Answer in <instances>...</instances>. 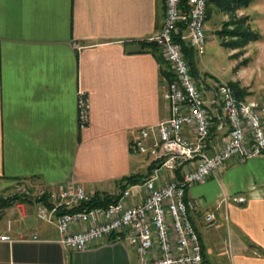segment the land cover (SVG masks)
Here are the masks:
<instances>
[{"label": "crops", "instance_id": "obj_1", "mask_svg": "<svg viewBox=\"0 0 264 264\" xmlns=\"http://www.w3.org/2000/svg\"><path fill=\"white\" fill-rule=\"evenodd\" d=\"M164 22L165 0H0V236L11 239L0 240V264H139L134 247L123 242L69 249L55 223L38 218L35 201L2 198L21 184L32 190L80 185L100 197L117 196L124 177L137 175L127 184L133 185L149 173L152 157L132 152L131 145L139 128L169 115L161 73L167 65L160 64L159 47L140 49L139 42ZM196 64L214 118L211 151L228 125L218 127L214 78ZM81 95L89 102L84 127ZM252 100L264 126V97ZM223 195L227 218L218 206ZM187 196L200 201L189 217L205 240L206 261L224 229L229 264H264V154L229 159ZM211 211L215 219L206 226Z\"/></svg>", "mask_w": 264, "mask_h": 264}, {"label": "built area", "instance_id": "obj_2", "mask_svg": "<svg viewBox=\"0 0 264 264\" xmlns=\"http://www.w3.org/2000/svg\"><path fill=\"white\" fill-rule=\"evenodd\" d=\"M166 22L148 41L165 54L174 78L162 83V97L167 102V118L139 128L131 151L152 157L154 167L133 185L121 189L112 202L104 206L66 211L89 202L95 195L80 185L57 188L39 186L32 190L24 184L2 199L18 197L35 201L37 216L55 223L59 242L80 250L102 241L123 242L134 247L139 264H203L198 233L189 211L200 201L187 196L188 189L216 176L233 157L245 160L264 154V126L259 103L242 102L224 81H214L212 103L222 111L219 128L228 125L218 142L208 144L214 118L205 102L203 90L191 74L183 45L197 56L205 51L206 29L201 23L203 0H165ZM89 119V102L85 95L78 100V120L84 127ZM223 120V121H222ZM169 172L165 177L160 171ZM137 193L133 194L132 189ZM242 200V198H238ZM23 209V202L18 203ZM227 218L228 197L223 195ZM211 224L213 211L204 216ZM2 241H11L8 235Z\"/></svg>", "mask_w": 264, "mask_h": 264}, {"label": "rangeland", "instance_id": "obj_3", "mask_svg": "<svg viewBox=\"0 0 264 264\" xmlns=\"http://www.w3.org/2000/svg\"><path fill=\"white\" fill-rule=\"evenodd\" d=\"M205 29L204 54L195 57L200 69L213 76L212 84L219 80L227 82L228 85L235 84L237 90H241L244 95L242 100L251 101L252 98L261 100L264 97V0H252L247 6L237 7L230 12L213 8L205 22ZM237 30L254 32L257 38L242 43L239 36H234ZM203 93L207 103L209 93L205 89ZM218 200L219 198L214 201L213 206ZM211 224L206 223V226ZM218 235L220 245L211 244L213 252L208 254L207 264H229L228 234L223 229ZM212 242L216 243L214 240ZM221 247L225 252L222 256L219 253Z\"/></svg>", "mask_w": 264, "mask_h": 264}, {"label": "trees", "instance_id": "obj_4", "mask_svg": "<svg viewBox=\"0 0 264 264\" xmlns=\"http://www.w3.org/2000/svg\"><path fill=\"white\" fill-rule=\"evenodd\" d=\"M252 0H206V21L209 19L211 12L213 8H216L217 10L223 11V12H230L233 9L240 7V6H247ZM166 8V6H165ZM238 31V32H237ZM237 34L234 36H239L240 40L242 43H245L246 40H255L257 38V34L248 30H237ZM229 33H232L234 31H228ZM140 49H142L145 46H155L156 48L158 47L155 43L149 42V41H141L139 42ZM158 49V48H157ZM184 53L186 56V60L188 62L191 74L193 77L197 80L199 73H198V67L196 64V54L194 50L191 47H187L183 45ZM160 64H166L167 67L162 68L161 73L164 82H169L174 78V73L171 70L170 66H168L167 62L160 56L159 57ZM229 85L233 88L236 96L239 99H243L244 95L241 92V90H237L235 87V84L229 83ZM155 164L150 166V171L154 168ZM123 181H126V185L128 183H134L137 181V175H132L128 177H124ZM126 185H121V189H123ZM117 196L113 195H104L103 197H100L99 195H95L89 202L83 203L77 207L71 208V209H66V211L72 212V211H77L79 209H82L84 207H93V206H104L107 205L108 203L112 202L114 199H116ZM195 230L198 233L199 241L201 244V252H202V258H203V264L206 262V253H205V246L201 240V237L199 235V232L197 228L194 226Z\"/></svg>", "mask_w": 264, "mask_h": 264}, {"label": "bare ground", "instance_id": "obj_5", "mask_svg": "<svg viewBox=\"0 0 264 264\" xmlns=\"http://www.w3.org/2000/svg\"><path fill=\"white\" fill-rule=\"evenodd\" d=\"M165 6H166V8H165V22H166V11H168V2H165ZM203 7H204V15H201V23L205 24V22H206V0H203ZM165 22H164V25H165ZM162 55H163V57L165 59V54H162ZM165 60L169 64L168 60L167 59H165ZM241 101L242 102H250V101H244V100H241Z\"/></svg>", "mask_w": 264, "mask_h": 264}]
</instances>
